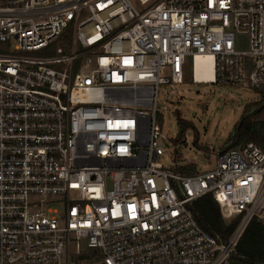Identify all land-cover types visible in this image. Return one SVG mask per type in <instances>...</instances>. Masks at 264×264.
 Instances as JSON below:
<instances>
[{"label":"built area","instance_id":"1","mask_svg":"<svg viewBox=\"0 0 264 264\" xmlns=\"http://www.w3.org/2000/svg\"><path fill=\"white\" fill-rule=\"evenodd\" d=\"M196 55L212 57L209 84L264 93V0H0V264H242L264 151L160 163L178 143L159 89L189 68L201 84ZM208 194L239 218L225 241L189 210Z\"/></svg>","mask_w":264,"mask_h":264},{"label":"rangeland","instance_id":"2","mask_svg":"<svg viewBox=\"0 0 264 264\" xmlns=\"http://www.w3.org/2000/svg\"><path fill=\"white\" fill-rule=\"evenodd\" d=\"M237 44L240 49H245L248 44L247 35H238ZM175 89L176 93H172L168 86L160 87L158 118L163 132L172 139L179 132L178 116L190 124L178 143V150H175L180 163L193 164L198 171L212 169L215 151L233 145L231 139L234 128L241 121L242 115L252 114L258 108L261 110L253 116L252 121L264 137V96L259 94L262 92L227 85L195 84L191 79L190 68L185 72L184 83ZM246 143L248 142L240 141L232 147H242ZM211 149L214 151L210 152ZM172 155V150L166 148V157L160 159L164 168L172 167ZM209 156L211 162L207 160Z\"/></svg>","mask_w":264,"mask_h":264},{"label":"trees","instance_id":"3","mask_svg":"<svg viewBox=\"0 0 264 264\" xmlns=\"http://www.w3.org/2000/svg\"><path fill=\"white\" fill-rule=\"evenodd\" d=\"M264 96V93H259ZM261 107V106H260ZM258 108L252 114L242 115L241 121L234 128L232 135V144L229 147L235 146L240 141L254 142L264 150V137L260 133L259 127L252 121L255 114L260 112ZM179 126L178 135L174 143H179L183 139V134L189 128V122L177 117ZM196 145V144H195ZM179 155L174 153V162H179ZM196 167L193 164H182L174 167L173 171L185 173L186 171L194 170ZM189 210L197 222V224L210 234H217L225 241L234 231L238 224L239 218H235L227 223L223 220L218 204L213 197L208 194L196 201L190 206ZM239 249L235 259L242 264H264V222L259 219H253L245 229L239 241Z\"/></svg>","mask_w":264,"mask_h":264},{"label":"bare ground","instance_id":"4","mask_svg":"<svg viewBox=\"0 0 264 264\" xmlns=\"http://www.w3.org/2000/svg\"><path fill=\"white\" fill-rule=\"evenodd\" d=\"M194 81L205 84L213 81L212 57L196 55L194 58Z\"/></svg>","mask_w":264,"mask_h":264}]
</instances>
